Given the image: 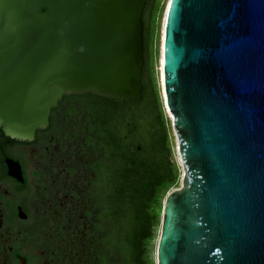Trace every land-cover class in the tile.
Instances as JSON below:
<instances>
[{"label": "water", "instance_id": "water-1", "mask_svg": "<svg viewBox=\"0 0 264 264\" xmlns=\"http://www.w3.org/2000/svg\"><path fill=\"white\" fill-rule=\"evenodd\" d=\"M146 2L0 0L3 134L32 141L64 96L140 98ZM160 41L182 175L155 264H264V0H168Z\"/></svg>", "mask_w": 264, "mask_h": 264}, {"label": "trees", "instance_id": "trees-1", "mask_svg": "<svg viewBox=\"0 0 264 264\" xmlns=\"http://www.w3.org/2000/svg\"><path fill=\"white\" fill-rule=\"evenodd\" d=\"M155 12L156 0H147L143 12L144 65L140 98L117 101L85 93L64 96L59 104L60 108L67 100L74 101L69 113L78 111L85 115L90 121L88 138L92 133L95 136L94 140L86 141L90 149L86 193L98 211L90 231L94 237L90 245H100L94 251L97 264H104L103 245L109 247L105 255L111 259L110 264H147V245L155 238L162 201L179 183L180 170L170 157L165 134L153 138L150 132L152 124H164V111L153 75ZM59 108L52 110L49 127L43 131L58 130L55 112ZM106 114H125L134 118L135 124L126 122L123 127H115L112 133L104 124Z\"/></svg>", "mask_w": 264, "mask_h": 264}, {"label": "rangeland", "instance_id": "rangeland-1", "mask_svg": "<svg viewBox=\"0 0 264 264\" xmlns=\"http://www.w3.org/2000/svg\"><path fill=\"white\" fill-rule=\"evenodd\" d=\"M168 3V0H156V14H155V22L153 24V30H154V36H153V49L155 52L154 60H153V75L155 77V83H156V89L158 93V99L159 102L162 104L163 107V117H164V124L163 126H159V122L157 124H152L150 126V132L153 135V138H158L159 134L162 135V133L165 134L164 140L165 144L170 148V157L174 160L178 170H180V178L178 186L181 182V175H182V169L180 166V162L178 159L177 154V147H176V139L174 136V132L172 129V124L170 117L168 113L166 112V109L164 107V102L162 99L161 94V87H160V72H159V60H160V52H161V27H162V21L164 17V12L166 5ZM145 17L148 16V12L144 15ZM68 105L70 103H67V106L64 110V112H68ZM76 113V112H75ZM104 124L111 129L112 133L115 131V127L124 126L126 122H134V118L130 116L123 115H112V114H106L104 116ZM90 133V130H84L83 138L86 140L82 142L83 149L85 150L84 153H75L71 155L69 159L64 158L62 154L59 153H53V149L57 151V146L53 143L50 146V149H48L49 153L46 155L45 159H43L40 162V165L36 162V156L37 154L43 150L42 147H37L34 145H13L12 151L20 152L22 151L25 159L27 161L29 171L32 169H41L45 172L48 170L50 176L44 180L38 181V177L34 176L31 172H28L29 177V184L31 186L32 192H31V215L32 220L38 216L40 212L44 208L49 209L51 208L53 211V215H42V220L40 224V232L34 235V240L32 239L29 243H26V245H29L26 247L30 249H34L36 245H39L41 240L45 235H47L48 238L55 237L56 240L54 241L53 245H72V249L74 252H83L88 251L89 249L93 250L96 248V245H90L94 241L93 234H91L92 225L96 221V215L98 213L97 207L95 204H92L88 199H85V191L89 186V167L87 165V161L89 159V145L86 144V141L88 139L94 140L95 136L92 133L90 135V138H88ZM78 149V148H77ZM80 159L83 160L82 163H80ZM70 170L72 172H70ZM49 181L53 182L54 185L52 187L54 188L52 200H55L56 205H50L47 206L49 194L46 193L45 196H43L40 193V188L42 185H46L49 183ZM59 184L61 185L59 188ZM65 185L69 188H64ZM49 187V186H48ZM84 193V195L82 194ZM82 194V195H81ZM15 197V195H14ZM82 197L84 199V203L76 204L77 199ZM71 199V200H70ZM71 201L72 209L70 213L63 217L65 219V226H66V234H57V232L60 229L59 223H56L58 221V217L60 218V209L58 206H60V203L62 202L63 205L67 201ZM10 203H22L25 209L28 208V202L27 197L25 195L19 196L16 200H9ZM76 205L79 207V210L77 211L75 209ZM88 210V211H87ZM161 216V215H160ZM63 219V222H64ZM31 220V221H32ZM19 224V226H22L24 229L23 231L31 232L34 230L33 225L34 224ZM33 229V230H32ZM160 229V223L156 227V235L155 238L152 240V242L147 245L148 253H147V264H155V251H156V244H157V238L159 234ZM25 239V237H22V241ZM100 246V245H99ZM109 248V247H107ZM104 245L102 246L101 253L103 258L104 264H110L111 259L108 258L105 255L106 249ZM115 248H112L111 250H114ZM80 260V259H79ZM79 260H75L74 264H79ZM85 264H97V259L94 260L87 259Z\"/></svg>", "mask_w": 264, "mask_h": 264}, {"label": "flooded vegetation", "instance_id": "flooded-vegetation-1", "mask_svg": "<svg viewBox=\"0 0 264 264\" xmlns=\"http://www.w3.org/2000/svg\"><path fill=\"white\" fill-rule=\"evenodd\" d=\"M144 12V11H143ZM63 99V98H62ZM62 101V100H61ZM60 101V102H61ZM59 102V104H60ZM74 101L67 100L66 103L56 110L55 122L57 131H43L49 127V125L44 129H38L35 132V137L32 141H21L11 139L3 134L0 129V264H74V261L79 260V264H85L87 259L94 260L95 250L89 249L83 252H74L72 245H53L56 240L55 237L48 238L47 235L43 237L39 245H36L34 249H26V243H29L32 239L34 240V235L40 232V224L43 222L42 215H53V210L51 208H44L42 212L37 214L33 220L31 215V186L29 184L28 172H31L34 176L38 177V181L44 180L50 176L48 170L47 172L41 169H32L29 171V167L25 156L22 151H12L13 145H34L37 147H42L43 150L40 151L36 156V162L40 165V162L45 159L46 155L49 153L48 149L54 143L57 146V151L53 149V153H59L64 156V158L69 159L71 155L75 153H84L83 144L86 139L83 138L84 130H88L90 121L85 115L80 112L69 113V107ZM67 103L68 112H64ZM56 107V108H57ZM53 108V109H56ZM52 109V110H53ZM52 110L49 116L52 114ZM78 148V149H77ZM6 159H12L19 165V174L21 179L12 175L9 172V166ZM80 163L83 162L82 159L79 160ZM70 172H72L70 170ZM54 183L49 181L46 185H42L40 188V193L45 196L46 193L49 194L47 206L49 204L56 205L55 200H52L54 188L52 187ZM49 186V187H48ZM59 184V188H60ZM69 188L65 185L64 187ZM87 190L85 191V199H88ZM84 195V193H82ZM81 194V195H82ZM15 195V197H14ZM25 195L28 202V210L24 208L22 203H8L9 200H16L19 196ZM71 200V199H70ZM90 201V200H89ZM84 203L82 197L77 199L76 204ZM61 213L60 218L58 217L60 229L57 234H66L65 219L72 209L71 201H67L64 205L61 202L58 206ZM75 209L78 211L79 207L76 205ZM20 210L25 214L24 217L19 215ZM88 211V210H87ZM65 216V219L63 218ZM64 219V222H63ZM32 220V221H31ZM34 224V230L31 232L23 231L24 229L19 224L29 223ZM94 225V223H93ZM92 225V227H93ZM38 232V233H39ZM25 239L22 241V237ZM26 242V243H25ZM97 259V258H96Z\"/></svg>", "mask_w": 264, "mask_h": 264}]
</instances>
